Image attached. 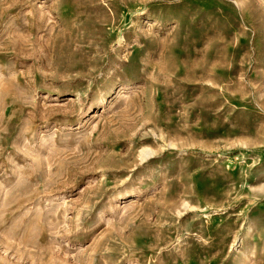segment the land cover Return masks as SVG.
<instances>
[{
    "label": "rangeland",
    "instance_id": "obj_1",
    "mask_svg": "<svg viewBox=\"0 0 264 264\" xmlns=\"http://www.w3.org/2000/svg\"><path fill=\"white\" fill-rule=\"evenodd\" d=\"M0 264H264V0H0Z\"/></svg>",
    "mask_w": 264,
    "mask_h": 264
}]
</instances>
